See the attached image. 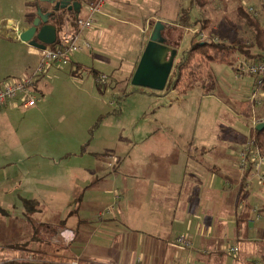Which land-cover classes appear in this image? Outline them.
I'll return each mask as SVG.
<instances>
[{
  "label": "rangeland",
  "instance_id": "374dc122",
  "mask_svg": "<svg viewBox=\"0 0 264 264\" xmlns=\"http://www.w3.org/2000/svg\"><path fill=\"white\" fill-rule=\"evenodd\" d=\"M161 1L122 0L120 5L114 3L108 18L89 35L92 53L81 54L80 70L75 71L74 63L68 66L53 63L54 68L41 79L47 100L51 101L49 96L52 97L49 114L37 118L24 114L16 118H0V247H3L0 260L31 259L35 255L67 264L73 259L70 257L79 255L96 262L93 264H109L113 257L115 260L128 254L130 257L131 245L124 246L119 237L110 242L106 239L109 236L98 229V224L102 225L99 218L94 214L87 215L83 207L79 209L84 186L92 177L93 160L105 163L115 156L126 160L151 159L157 154L177 161L189 158L188 152L197 156V147L201 143L216 145V153L223 155L245 146L253 118L261 117V105L253 109L251 117L242 112L241 101L252 95L255 77L239 69L238 52L228 61L207 64L212 80L208 78L204 85L197 84L186 93L181 91L193 64L182 71V78L175 89L156 91L132 84V70L148 46V34L152 35L155 28V25L150 28V24L158 22L159 18L175 16V0ZM37 2L15 0L13 9L3 8L0 21L12 18L16 22L20 23L22 19L30 24ZM43 2L47 5L44 8H55V3ZM78 2L82 4L84 15L87 0ZM239 6L247 10L253 7L264 24V0H208L203 6L194 7L192 18L209 19L210 26L199 32L217 37L219 41L244 40L250 36V27L246 20L237 17ZM200 27L195 28L197 32ZM194 35L193 30L184 33L178 59L190 48ZM1 39L6 40L7 37L0 33ZM10 47L18 48L16 44H10L6 49L11 50ZM23 50L25 55L26 50ZM34 51L26 55V61L20 65H12L10 55L5 51L3 56L0 55V86L34 72L41 61L42 50ZM175 67L176 62L173 70ZM98 71L108 75L107 84L97 83L95 73ZM141 90L146 92L143 93L144 98L140 97ZM20 138L24 139V145H21ZM129 138L137 144H129ZM42 140L55 146H40L45 145ZM176 142L178 150H150L158 143ZM215 159L218 164L219 157ZM112 171L109 169L102 174L110 175ZM60 174L63 181L67 180L62 185L71 190L72 196L63 191L62 196L51 199L44 194L53 195L50 192L53 188L47 187L51 190H45V193L46 187L43 186H53V177ZM89 196L90 193H86V199ZM33 198L41 204L37 211L24 205V199ZM43 205L45 209H42ZM47 211L51 213L47 217L50 224L66 223L76 232L75 241L67 242L56 236L55 231L44 227L37 217H43L41 214ZM84 217L85 221H77ZM226 225L224 229L233 237L235 226ZM32 228L37 230L39 239L25 245L33 236ZM226 244V253L219 256L222 261L246 264L236 259L240 253L230 251L235 244L233 239L227 240ZM240 246L244 247L242 243ZM171 249L175 248L167 246L166 251L155 256L164 261L165 257H172ZM208 249L213 250L212 247ZM134 253L136 264L138 253Z\"/></svg>",
  "mask_w": 264,
  "mask_h": 264
},
{
  "label": "crops",
  "instance_id": "0c3cea01",
  "mask_svg": "<svg viewBox=\"0 0 264 264\" xmlns=\"http://www.w3.org/2000/svg\"><path fill=\"white\" fill-rule=\"evenodd\" d=\"M41 1V5L47 7L43 2L45 0ZM70 1L78 2L79 0ZM121 1L107 0L103 12L97 16L95 25L89 30L82 31L81 38L90 41L89 35L94 32V29L100 28L108 18L109 10L114 7V3L120 5ZM14 4L15 0H0V15L3 8L11 7L13 9ZM87 4L88 0L86 6ZM260 4L261 2H259V6ZM173 5L175 16L159 18L157 21L164 26L162 35L167 40L166 43L176 50L175 63L178 60L184 33L197 29L186 27L180 22L181 11L185 3L182 0H175ZM82 11L81 4L79 15H82ZM84 15H86V9ZM192 20L195 19L192 18ZM0 22V33L7 37L6 40L1 39L0 41V55L3 56L4 51L10 55L12 65H20L26 61V55L39 49L29 42L21 41L18 37L19 32L30 27L28 22L25 24L21 19L19 23L12 18ZM158 22H150V28ZM150 36L151 33L148 34V39ZM7 40H11V42ZM10 44H16L18 48L16 50L11 47V50L6 49ZM23 49L26 50L25 55ZM92 49L93 45L91 50L76 53L71 57L70 63L75 64V71L80 70L82 66L81 54L92 53ZM239 58L237 57V60ZM137 66L135 65L133 68L132 75H134ZM52 68L54 65H49L37 78L35 91L38 93V100L35 106L25 108L22 105V99L8 101L3 107H0V118L4 116L16 118L20 114L37 118L49 114L48 108L52 97L49 96L51 101L47 100L44 88L41 86V79ZM100 73L102 72H96L95 75ZM140 92V97L144 98L143 93L146 94V92L143 90ZM254 118L252 127H255ZM251 138L250 132L249 139ZM23 140L20 138L19 141ZM42 142L45 145L40 146L43 147L55 146L48 144V141L45 140ZM129 144H137V142L130 140ZM21 145L24 143L22 142ZM178 146L177 142L174 144L158 143L152 145V149L150 147L148 149L168 151L178 150ZM197 149L199 151L197 156L188 152L189 158L177 161L159 157L157 154L151 159L126 160L118 159L115 156L116 158H111L105 163L98 160L92 161V177L84 186L85 191L79 209L83 207L87 215L94 214L99 218L98 221L102 225L99 223V228L97 225H94V228L102 229L109 236L106 239L110 242L114 237H119L123 240L124 246L131 245L132 247L129 252H132V256L129 257L128 254L127 257H117L116 260L113 257L114 261L109 260V264H134V252L138 253L136 264H228L222 261V257L219 256L226 253L225 247L228 245L226 243L229 239H233L235 243L230 251L240 253L239 257H236L237 260L241 259L246 264H264V184L257 174L256 163L252 164L250 170V167L242 170L239 166L241 150L232 151L230 154H217L216 145L203 143L198 145ZM216 156L220 160L218 164ZM109 169L110 172L113 170L112 174H102ZM261 171L264 172V164ZM53 179L54 185L45 184L43 187L46 188L43 191L51 190L47 187H52L50 192L54 194L44 195L52 199L59 195L62 196L61 192L66 191L68 196H72L71 190L62 185L67 180L63 181L61 174ZM38 188L41 189V187ZM88 192L90 198L86 199L85 196ZM37 201L41 207L40 201ZM44 205L42 209H45ZM97 207L103 209L113 207V209L109 214L100 218L99 214L102 208ZM69 213L71 214V212ZM50 214L48 211L43 212L41 216H44L37 218L43 224H50L51 220L48 221L47 218ZM85 217L77 221H85ZM226 224L235 226L236 232L233 237H230L228 230L224 229V226L227 228ZM63 230H67L66 235L70 237L74 235V238L67 242L71 243L76 240V232L67 227L66 223ZM63 230L60 231V238L65 240L61 235ZM180 236L186 237L192 242V245L187 247L177 244L176 239ZM131 241L132 244H130ZM241 243L244 245L243 248L240 246ZM167 246L175 249H171L172 257H165L162 261L155 254L166 251ZM208 247H212L213 250H209ZM257 255L260 257L257 258ZM71 258H78L80 264L96 263L79 255Z\"/></svg>",
  "mask_w": 264,
  "mask_h": 264
},
{
  "label": "trees",
  "instance_id": "16d2710c",
  "mask_svg": "<svg viewBox=\"0 0 264 264\" xmlns=\"http://www.w3.org/2000/svg\"><path fill=\"white\" fill-rule=\"evenodd\" d=\"M93 0H88V3ZM185 5L181 11L180 22L182 25L190 28H196L200 25V29L195 33L194 39L191 42L190 48L184 52V54L176 61V67L172 71V74L169 78L166 88H176L178 83L182 78V71L193 64V69L190 71L189 75L186 77V83L182 89V93H186L188 90L193 89L197 84H205L208 78L212 80V75L208 72L206 68L207 64L212 61H228L231 56H234L236 52L242 58L255 60V61H264V24L257 17L253 16L247 8L244 6H239L237 9V17L240 20H246L248 26L250 27V36L246 39H237L228 41L220 40L219 42H205L203 43L198 39V33L201 30L207 29L210 26L209 19H199L196 18L192 20V11L195 6H203L208 2V0H184ZM35 10V16L30 18V26L33 24L35 17L38 16V12L41 11L48 17V24H53L57 29V38H60L62 31L65 29L66 24H69L72 29H76L74 21L80 14V11H69L68 9H55L48 10L41 5V2H38L33 7ZM45 23L41 22V26ZM230 31V30H229ZM55 45H52L54 47ZM98 74H96L97 77ZM264 88V84H263ZM242 112L244 115L252 116L253 104L247 99L241 101ZM261 107L260 116L264 118V103L259 106ZM251 137L255 139L257 148L260 153L264 156V128L262 130H257L256 125L251 129ZM250 165L249 170L252 168ZM24 205L29 210L33 211L38 210V201L37 199H24ZM28 220H31L30 217H26ZM26 218H24L26 220ZM46 229L55 231L56 236L60 237V231L64 229L65 224L61 223L58 225L52 224H43ZM33 229V236L28 242L39 238L37 236V230ZM24 245V246H25ZM3 250V247H0V252ZM0 264H66L59 263L57 261L51 260L49 257H36L32 255L31 259L21 257L17 259H8L0 260Z\"/></svg>",
  "mask_w": 264,
  "mask_h": 264
},
{
  "label": "built area",
  "instance_id": "2783aa9c",
  "mask_svg": "<svg viewBox=\"0 0 264 264\" xmlns=\"http://www.w3.org/2000/svg\"><path fill=\"white\" fill-rule=\"evenodd\" d=\"M107 0H93L86 6V15H79L74 21L76 29H72L69 24H66L65 29L62 31L60 38L53 44L54 47H46L42 50V58L33 74L17 77L11 81L5 82L0 86V107H3L8 101L16 99H22L23 106L25 108L33 107L37 103V93L35 91L38 76L46 70L49 65L53 63L61 66H66L70 63L71 57L79 52L91 50L92 44L87 39H82L80 34L82 31L91 29L97 20V16L103 12V8L106 5ZM249 12H253L255 16H258L253 7H249ZM197 31H195L196 33ZM198 38L203 43L205 42H219V39L214 36H210L205 32H199ZM239 69L242 72L249 73L255 77L254 90L248 100L253 104V109L256 106L264 103V61L249 60L240 57ZM109 77L104 73H100L96 77V81L100 85L108 83ZM254 125L264 121V118H254ZM255 139H249L245 146L239 153V166L242 170H246L250 167L251 163H256L257 174L264 184V172L261 171L264 164V156L260 151L255 148ZM113 207H106L103 209L99 216L104 217L112 211ZM67 230L61 232L62 237L66 241H71L74 235L70 237L66 235ZM176 243L183 246H191L192 242L184 236H180L176 239ZM237 250V249H233ZM67 264H80L78 258H74Z\"/></svg>",
  "mask_w": 264,
  "mask_h": 264
},
{
  "label": "water",
  "instance_id": "95a60500",
  "mask_svg": "<svg viewBox=\"0 0 264 264\" xmlns=\"http://www.w3.org/2000/svg\"><path fill=\"white\" fill-rule=\"evenodd\" d=\"M55 2V9H68L69 11H81L79 2L70 0H49ZM41 22L45 24L40 27ZM48 17L41 11L34 19L33 24L19 32L18 37L23 42H29L31 45L43 50L57 41V29L53 24H48ZM163 24L158 22L150 36L149 43L145 49L137 69L132 77V84L138 87L149 88L156 91H164L173 70L176 50L167 60V54L171 47L166 43L162 35ZM257 130L264 128V121L256 125Z\"/></svg>",
  "mask_w": 264,
  "mask_h": 264
},
{
  "label": "flooded vegetation",
  "instance_id": "af4514ba",
  "mask_svg": "<svg viewBox=\"0 0 264 264\" xmlns=\"http://www.w3.org/2000/svg\"><path fill=\"white\" fill-rule=\"evenodd\" d=\"M167 41V40H166ZM173 51H174V49L173 48H171V50L168 52V54H167V60L168 59H170V57L172 56V54H173Z\"/></svg>",
  "mask_w": 264,
  "mask_h": 264
}]
</instances>
